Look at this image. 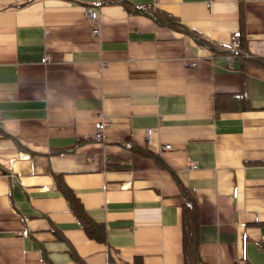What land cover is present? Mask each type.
I'll use <instances>...</instances> for the list:
<instances>
[{
  "label": "crops",
  "instance_id": "1",
  "mask_svg": "<svg viewBox=\"0 0 264 264\" xmlns=\"http://www.w3.org/2000/svg\"><path fill=\"white\" fill-rule=\"evenodd\" d=\"M121 1L0 0V264H195L183 188L196 264H264V65L197 40L264 61V0Z\"/></svg>",
  "mask_w": 264,
  "mask_h": 264
},
{
  "label": "trees",
  "instance_id": "2",
  "mask_svg": "<svg viewBox=\"0 0 264 264\" xmlns=\"http://www.w3.org/2000/svg\"><path fill=\"white\" fill-rule=\"evenodd\" d=\"M121 0H119L120 2ZM122 2V1H121ZM144 9L147 10V7L143 6ZM137 9L139 10L140 8L137 7ZM154 15L156 16V14L154 13ZM239 40H240V45L239 48L237 49V51L235 52H231L228 49L221 51L220 49L223 48H219L217 47L215 44L210 43L202 38H198V42L202 45L208 46L211 50L216 51V53L222 52L223 54L226 55H231L233 59H240L241 61L246 62V64H251V63H256V64H263L264 65V61L256 56H247L246 57H242V55H244L246 52H244V48H246V42H245V38L243 35V31L241 30L239 33ZM243 65V63L241 64ZM242 70V86L241 89L236 92V93H231V94H225V95H216L215 98V104L217 109H224V110H228L231 109L234 106H238L239 108H244L246 101H247V93L244 91V89H242L245 80H246V74L244 71V66L240 67ZM142 152V151H141ZM65 191V193L67 194V196L69 195V190L67 189H63ZM183 192H185V194L187 195V203H186V208L185 210L187 211L188 214V218H189V233H188V240L190 241V249H189V253L192 257L193 260H195V264L196 262L199 261L198 257V239H196V230L199 226L198 223V203L197 200L195 198V196L193 195V193L188 190L187 188H183ZM72 202V199H70ZM73 203V202H72ZM74 204V203H73ZM189 209V211H188ZM79 220L81 222V226L82 227H95L97 226L98 223H96L95 221H93L85 212H83L82 214H79Z\"/></svg>",
  "mask_w": 264,
  "mask_h": 264
},
{
  "label": "built area",
  "instance_id": "3",
  "mask_svg": "<svg viewBox=\"0 0 264 264\" xmlns=\"http://www.w3.org/2000/svg\"><path fill=\"white\" fill-rule=\"evenodd\" d=\"M101 2H97L96 6L94 8H90L87 10V18L90 20L91 24H92V32L94 35L99 36L100 35V28H99V6H101ZM240 45V40L239 38H236L234 41H232L227 49L231 52H235L237 51V49L239 48ZM225 59L227 60L228 63L232 64L233 63V58L232 56L226 55ZM40 63L43 65H47L50 63V56L48 54H45L41 59H40ZM109 124V120L106 119H102L98 125H97V129H96V139H102V134L104 132L105 127ZM148 133H150V130H148ZM165 149H169L170 145H165L164 146ZM188 167L191 169H195L197 168V165L192 163V162H188Z\"/></svg>",
  "mask_w": 264,
  "mask_h": 264
}]
</instances>
